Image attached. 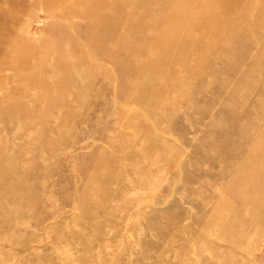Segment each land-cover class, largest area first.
<instances>
[{"label":"rangeland","instance_id":"obj_1","mask_svg":"<svg viewBox=\"0 0 264 264\" xmlns=\"http://www.w3.org/2000/svg\"><path fill=\"white\" fill-rule=\"evenodd\" d=\"M201 1L0 0V264H264V0Z\"/></svg>","mask_w":264,"mask_h":264},{"label":"bare ground","instance_id":"obj_2","mask_svg":"<svg viewBox=\"0 0 264 264\" xmlns=\"http://www.w3.org/2000/svg\"><path fill=\"white\" fill-rule=\"evenodd\" d=\"M215 1L216 0H203V1H201L202 2L201 5H205V6L209 5V6L212 7L213 4L215 3ZM218 1L222 2V4H224V6H223L224 9L226 11H230V12L234 9L233 6L234 7H238L241 4V2H242L241 0H218ZM170 3L172 4V2H170ZM91 4H93V3H91ZM180 4H182V3H178L177 5L180 6ZM220 5H221V3H220ZM253 13H258V14L263 15L260 19H264V3H263L262 6H260V4L256 3V1H252V2L249 1L248 4H245L243 6V8H242V16H244V17H242V19L238 20V22L240 24V29H241L242 32L251 31V27L249 26V19H251L252 17L249 18V16H250L249 14L252 15ZM177 16H179V15L175 14L174 16H168L169 18L166 19V25H164V29L162 27V31H160L161 32L160 35H161L162 41L164 43H168V44L172 45V43H173V41L175 39V38H172L171 36H167V33L165 31L169 30V28H171V27L175 28V26H179V24H178L179 22H177V18H176ZM188 17H190L189 18V22H186L187 17H185L186 19H182L181 23L188 24V26L186 27V30H187V32L189 31V33L192 32V28H194V26H192L193 23H190L191 21L194 22L195 26H198L199 24H201V25L205 24V23L203 24L205 19L203 20L202 18H199L197 12L196 13L190 12ZM253 30H254V32L259 31L260 33H264V23H262L260 26L253 27ZM231 38H232L233 41L234 40H238L240 38V34H235L234 33V34L231 35ZM30 41L31 40H29L28 44L30 43V44L33 45V47H35V45L32 42H30ZM258 44L259 43L253 44L252 47L255 49L257 46L259 47ZM258 51H259V53L261 52L260 48H258ZM88 60H90V59H88Z\"/></svg>","mask_w":264,"mask_h":264}]
</instances>
